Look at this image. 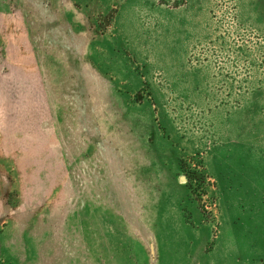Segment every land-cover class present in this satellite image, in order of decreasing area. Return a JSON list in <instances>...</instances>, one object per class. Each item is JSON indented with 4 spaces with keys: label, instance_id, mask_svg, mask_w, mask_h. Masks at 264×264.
Masks as SVG:
<instances>
[{
    "label": "rangeland",
    "instance_id": "1",
    "mask_svg": "<svg viewBox=\"0 0 264 264\" xmlns=\"http://www.w3.org/2000/svg\"><path fill=\"white\" fill-rule=\"evenodd\" d=\"M7 15L50 101L0 108V264H264V0H0Z\"/></svg>",
    "mask_w": 264,
    "mask_h": 264
},
{
    "label": "crops",
    "instance_id": "2",
    "mask_svg": "<svg viewBox=\"0 0 264 264\" xmlns=\"http://www.w3.org/2000/svg\"><path fill=\"white\" fill-rule=\"evenodd\" d=\"M16 34L18 37H20V34H22V29L21 26L19 25L18 18L15 16V20L13 21L9 15L5 16V19L0 17V49H3L5 51V60H4L3 68L6 71L5 78L0 77V79L4 81L2 82L4 91L8 94L11 93L9 95L10 97L9 99L5 97L2 90L0 91V108L2 114L5 113L4 110L7 111L5 118H10L15 121L16 119L24 120V114L26 113H35V111H26V109L24 111V108L21 105L23 103L27 105L26 102L34 103L35 96L32 93V89L33 90L36 89L40 92L42 90L43 100L45 98L48 100V102L50 101V98L48 99L49 95L47 96L48 89L44 77L42 76L41 73L36 52H35V56H36L35 59L32 62H26L25 57L22 55V53L19 51V48L17 47L18 42L16 41ZM4 36H7V40ZM33 45L35 51L34 39H33ZM9 55L11 56V58L9 57ZM36 101L37 103L39 102V100ZM36 107L41 108V105L38 104ZM54 126H55V122H54ZM57 143H58L57 147H59L58 138H57ZM4 162L7 165V167L8 165L10 166L12 165V167H15L16 165L13 156H11V154H8L6 145L3 143L2 139L0 138V164L2 165V163ZM14 169L15 168H13V170ZM14 171H18V170H14ZM5 174H4V167L0 166V218L2 217V210H3L2 196H3V184H4L3 179L5 177ZM26 176H30V174H27ZM12 190L14 191L15 189Z\"/></svg>",
    "mask_w": 264,
    "mask_h": 264
}]
</instances>
